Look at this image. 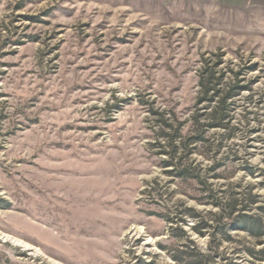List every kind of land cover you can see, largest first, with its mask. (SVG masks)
<instances>
[{
    "label": "rangeland",
    "instance_id": "374dc122",
    "mask_svg": "<svg viewBox=\"0 0 264 264\" xmlns=\"http://www.w3.org/2000/svg\"><path fill=\"white\" fill-rule=\"evenodd\" d=\"M226 1L0 0V264H264V0Z\"/></svg>",
    "mask_w": 264,
    "mask_h": 264
},
{
    "label": "trees",
    "instance_id": "16d2710c",
    "mask_svg": "<svg viewBox=\"0 0 264 264\" xmlns=\"http://www.w3.org/2000/svg\"><path fill=\"white\" fill-rule=\"evenodd\" d=\"M221 78H217L216 74L211 70V72L208 73L207 78L203 77V80L201 81L202 87L205 89V96H208L210 93L213 92V96L210 98L211 100L216 97L219 99V103L217 108H215V111L211 115L212 120L214 123H216V127H224L229 132H232V130L228 127V124H226L227 118V110H228V102L229 100L234 99L236 96H238L242 90L237 84L235 86H230L225 90H219L217 89L218 82H220ZM210 85L212 88L210 89ZM241 223H243V229L247 231L249 234H251L254 237H260L264 235V223L261 218H255L251 216L244 215L241 219Z\"/></svg>",
    "mask_w": 264,
    "mask_h": 264
},
{
    "label": "crops",
    "instance_id": "0c3cea01",
    "mask_svg": "<svg viewBox=\"0 0 264 264\" xmlns=\"http://www.w3.org/2000/svg\"><path fill=\"white\" fill-rule=\"evenodd\" d=\"M224 1H226V0H224ZM228 1H230V0H227L226 2H228ZM249 1V0H248ZM234 2L236 3H238V2H242V0H234Z\"/></svg>",
    "mask_w": 264,
    "mask_h": 264
}]
</instances>
